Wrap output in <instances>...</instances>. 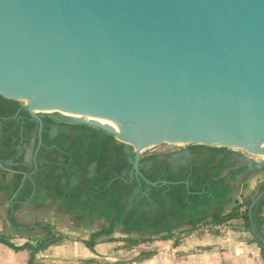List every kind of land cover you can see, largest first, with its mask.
Here are the masks:
<instances>
[{
  "label": "water",
  "instance_id": "water-1",
  "mask_svg": "<svg viewBox=\"0 0 264 264\" xmlns=\"http://www.w3.org/2000/svg\"><path fill=\"white\" fill-rule=\"evenodd\" d=\"M0 95L36 120L34 163L56 114L131 146L151 185L139 159L161 143L243 149L259 167L264 0H0Z\"/></svg>",
  "mask_w": 264,
  "mask_h": 264
},
{
  "label": "trees",
  "instance_id": "trees-1",
  "mask_svg": "<svg viewBox=\"0 0 264 264\" xmlns=\"http://www.w3.org/2000/svg\"><path fill=\"white\" fill-rule=\"evenodd\" d=\"M21 105L20 100L0 95V163L12 172L11 182H0V205L11 204L6 217L10 227L38 229L43 236H27L16 245L9 234L0 232V243L16 251L27 249L26 264H33L37 252L66 235L47 221H19L14 212L21 207H53L74 227L94 228L82 239L90 250L101 240L133 246L172 239L176 246L194 229L239 219L251 234L247 242L256 244L264 261V180L240 199L234 196L253 173L264 171V164L258 167L228 147L189 143L185 147L191 156L184 164L163 161L156 171H147L146 159H160L157 154L140 156V171L155 182L151 185L131 173V146L104 129L56 114L41 117V144L34 163L37 122ZM53 127L59 131L52 136Z\"/></svg>",
  "mask_w": 264,
  "mask_h": 264
},
{
  "label": "crops",
  "instance_id": "crops-1",
  "mask_svg": "<svg viewBox=\"0 0 264 264\" xmlns=\"http://www.w3.org/2000/svg\"><path fill=\"white\" fill-rule=\"evenodd\" d=\"M0 173H4V178L0 176V182H11L12 172L1 163ZM256 184L257 182H248L245 191ZM10 207L9 201L0 205V232L9 234L11 241L20 245L30 236L10 227L6 218ZM27 208L29 207H21L14 212L19 221ZM40 208H29L31 215ZM45 208L52 209V215L58 213L53 207ZM43 220L54 225L55 231L65 234L66 238L37 252L33 264H264L256 244L247 242L251 234L239 219L219 225L201 226L183 234L181 242L176 246L172 239L144 241L133 246H125L123 241L101 240L94 245L93 250L82 243V239L88 234L74 237L78 233L77 228L69 220L62 222L60 227L53 217ZM114 235L118 236L116 233ZM70 245H74L76 253L69 251ZM145 251L153 253L143 256L142 252ZM28 256L27 249L16 251L0 243V264H26Z\"/></svg>",
  "mask_w": 264,
  "mask_h": 264
},
{
  "label": "rangeland",
  "instance_id": "rangeland-1",
  "mask_svg": "<svg viewBox=\"0 0 264 264\" xmlns=\"http://www.w3.org/2000/svg\"><path fill=\"white\" fill-rule=\"evenodd\" d=\"M58 131H59L58 127H53L51 130V135L52 136L55 135ZM185 146H186V144L174 145L171 143H161V144H157V145H154V146H151V147L144 149L141 153V156H146L149 154H157V158L160 159V161L158 163H155L152 159H146L144 162V168L147 171H153V170L156 171V169L154 167L159 169L160 166L162 165L163 161L171 162L172 164L173 163L184 164V162H185L184 159L186 157L191 156L190 149L186 148ZM234 150H238L239 152H241V154H243L244 156L254 160L255 162L259 161L261 158V156L251 154V153H249L243 149H234ZM29 153L27 152V156ZM89 172H91V168L89 169ZM262 180H264V171L253 173L247 179V183L248 182H257L258 183ZM246 188H247V186L243 189L236 191L234 196L237 199H240L242 195H246L249 192V191H245ZM149 192L152 196H154L155 191L153 189L149 190ZM244 192H246V193L243 194ZM50 210H52V209H50V208L47 209L45 207H41L40 209L34 211L32 213L33 214V216H32L31 215V209L27 208V209H25V211H23V218H21L20 220L26 224L27 223L32 224L34 221H37V218L40 221H45V220H43L44 218L53 217V218H55L58 227H60L62 222L68 221V218L66 215L61 214V213H56V215H52L50 213ZM52 226L54 227V225H52ZM63 229H65V228H63ZM92 229H94V228H77L76 232H78V233H76V235H74V237H79L80 235L88 234ZM22 234L29 235L30 239H32V240H35L37 238L39 239L43 236V232L38 230V229L30 231V232L23 231ZM116 234H118V233L116 232ZM69 251L73 254L76 253V248L74 247V245H70ZM79 254H81V253L79 252Z\"/></svg>",
  "mask_w": 264,
  "mask_h": 264
},
{
  "label": "bare ground",
  "instance_id": "bare-ground-1",
  "mask_svg": "<svg viewBox=\"0 0 264 264\" xmlns=\"http://www.w3.org/2000/svg\"><path fill=\"white\" fill-rule=\"evenodd\" d=\"M60 112H62L63 114H69V115H71V116H75V117L80 116V115L73 114V113H68V112H63V111H60ZM83 117H85V118H87V119H95V120H99L100 122H102V123H104V124H108V125H110V126H111L113 129H115V130H119L120 128H122L121 125H119V124H115V123H113L112 121H110V120H108V119H105V118H99V117H93V116H83ZM261 158H262V156H261Z\"/></svg>",
  "mask_w": 264,
  "mask_h": 264
}]
</instances>
